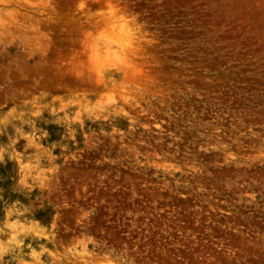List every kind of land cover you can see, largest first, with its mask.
<instances>
[{"label": "rangeland", "instance_id": "obj_1", "mask_svg": "<svg viewBox=\"0 0 264 264\" xmlns=\"http://www.w3.org/2000/svg\"><path fill=\"white\" fill-rule=\"evenodd\" d=\"M0 264H264V0H0Z\"/></svg>", "mask_w": 264, "mask_h": 264}, {"label": "clouds", "instance_id": "obj_2", "mask_svg": "<svg viewBox=\"0 0 264 264\" xmlns=\"http://www.w3.org/2000/svg\"><path fill=\"white\" fill-rule=\"evenodd\" d=\"M81 6H83V5H81ZM24 167H27V165H24Z\"/></svg>", "mask_w": 264, "mask_h": 264}]
</instances>
